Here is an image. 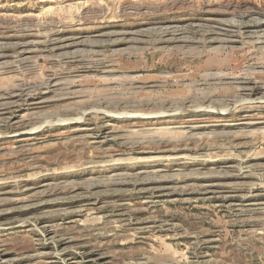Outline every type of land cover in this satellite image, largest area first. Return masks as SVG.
Here are the masks:
<instances>
[{
    "label": "rangeland",
    "instance_id": "374dc122",
    "mask_svg": "<svg viewBox=\"0 0 264 264\" xmlns=\"http://www.w3.org/2000/svg\"><path fill=\"white\" fill-rule=\"evenodd\" d=\"M0 264H264V0H0Z\"/></svg>",
    "mask_w": 264,
    "mask_h": 264
}]
</instances>
